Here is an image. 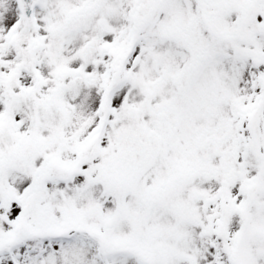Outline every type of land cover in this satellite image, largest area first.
<instances>
[{
  "label": "snow or ice",
  "instance_id": "1",
  "mask_svg": "<svg viewBox=\"0 0 264 264\" xmlns=\"http://www.w3.org/2000/svg\"><path fill=\"white\" fill-rule=\"evenodd\" d=\"M0 264H264V0H0Z\"/></svg>",
  "mask_w": 264,
  "mask_h": 264
}]
</instances>
